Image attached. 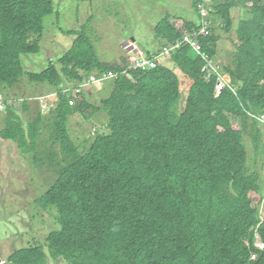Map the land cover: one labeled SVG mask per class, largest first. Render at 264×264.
Here are the masks:
<instances>
[{
  "label": "trees",
  "instance_id": "obj_1",
  "mask_svg": "<svg viewBox=\"0 0 264 264\" xmlns=\"http://www.w3.org/2000/svg\"><path fill=\"white\" fill-rule=\"evenodd\" d=\"M212 1L211 7L194 0L197 22L167 16L155 29L158 39L173 46L200 32L199 4L211 12L209 33L196 37L203 55L185 44L170 56L190 82L182 110L175 70L161 65L132 71L130 78L120 75L102 101L109 133L96 135L85 152L72 141L68 123L93 108L85 92L75 89L93 74H122L130 64L102 62L85 26L71 32L77 39L60 69L51 64L30 74L32 82L57 92L54 137L49 145L40 137L42 115L25 128L7 105L1 138L35 158L43 147L48 153L60 147L49 156L58 163L57 179L38 200L57 211L60 228L46 244L18 249L8 264H49V258L67 264H264V249L257 246L258 236L264 244V218L252 200L259 177L248 173L245 144L246 135L258 147L262 138L264 0ZM237 8L248 17L235 30ZM54 9L55 0H0V94L22 81L23 56L40 53L44 20ZM210 14L238 40L232 64L222 73L213 64L211 77L203 69L217 61L222 38ZM225 75L231 83L218 96ZM70 82L76 87L64 89Z\"/></svg>",
  "mask_w": 264,
  "mask_h": 264
},
{
  "label": "rangeland",
  "instance_id": "obj_2",
  "mask_svg": "<svg viewBox=\"0 0 264 264\" xmlns=\"http://www.w3.org/2000/svg\"><path fill=\"white\" fill-rule=\"evenodd\" d=\"M206 3L211 7L213 5L212 0H206ZM193 4L194 0H93L92 2L55 0L54 13L44 20L45 32L40 53L23 56L26 74L22 81L10 90L4 88L0 94L5 105L0 109V259L2 264H8V259L18 249L46 244L49 234L60 228L57 211L53 208L44 209L38 203L57 179L58 163H52L49 156H52V152H60V147L57 146L49 153L43 147L45 152L40 156L41 158H35V153L24 155L16 142L3 140L1 132L6 126L7 105L17 111L25 123V128L42 115L39 126L40 137L46 145H49L48 141H52L55 133L56 118L52 115V109L56 108L58 102L57 92L32 82L30 74L41 73L51 64L61 68L60 60L71 50L77 39L76 35H70L72 31L80 32L87 26L85 31L102 62L115 65L127 61L130 64L138 58L139 53L150 59L164 52L167 45L157 38L155 29L165 17H173L172 22H175V18L197 22L198 16ZM233 16L235 30L240 20L248 17L247 12L240 8L233 11ZM209 18L214 26L218 27V34L222 38L217 61L214 62L216 69L222 73L221 69L233 62L238 40L235 31L230 34L223 31L222 23L217 17L210 14ZM160 64L181 75L171 62L170 56L161 58ZM104 74H97L100 83L83 90L87 103L93 109L99 108L100 111L89 109L85 113L78 112L69 119L70 137L81 152L92 146L96 135L109 133V117L102 108V101L112 95L115 89L114 82L117 79H105ZM130 76L129 73L127 77ZM180 78L183 94L179 104L182 110L190 82L183 74ZM222 81L224 84L231 83L230 77L226 75ZM73 87H76V84L70 82L64 86V89ZM24 100H27L29 110L24 108ZM229 118L235 124L239 122L236 117L229 116ZM260 129L262 131L260 146L256 145L250 135H246L245 144L248 151V173L259 177L252 195L253 206L260 210L264 218V119L260 121ZM49 264L67 263L64 260L53 261L49 258Z\"/></svg>",
  "mask_w": 264,
  "mask_h": 264
},
{
  "label": "built area",
  "instance_id": "obj_3",
  "mask_svg": "<svg viewBox=\"0 0 264 264\" xmlns=\"http://www.w3.org/2000/svg\"><path fill=\"white\" fill-rule=\"evenodd\" d=\"M198 10L202 16V26L200 28L199 33H195L193 35L186 36L181 42H177L173 46H167L166 49L164 50V52L161 54V55L164 54L163 56L155 55V57L149 59V58L145 57V55L143 53H139L137 55L138 58L136 60L132 61L129 65L130 67L127 70H125L122 74L112 73V72L111 73H105L104 74L105 79L110 78V79L116 80L120 77V75H124L127 77V75L129 73H131L133 70H136V69L137 70L156 69L158 66L162 65V64H160L161 58L171 56V54L175 50L179 49L182 45H185V44L191 45L197 53L203 55L202 46L199 43V41L196 40V37L198 35H207L209 33L208 28L211 25V23L207 20V17L209 16V11L207 10V8L203 4L198 5ZM213 64L214 63L212 62L207 67H205L203 69V71L206 72L209 77H211V75H212L211 73H212L213 69H215ZM210 65H211V69H210ZM100 82H101V80L99 78V75H97V74L92 75L89 78V80L86 81V83H88V84H86V83L81 84L75 91L80 92V91L85 90L87 88H90L92 85L100 83ZM225 87H226V84H224V82L221 81L217 87V95H220L221 91H223L225 89ZM4 106H5L4 101H3V99H1V95H0V109H2ZM258 241H260V243ZM257 246L261 249H264V244L261 241V239L259 238V236H258V240H257ZM1 263H3V262H1Z\"/></svg>",
  "mask_w": 264,
  "mask_h": 264
},
{
  "label": "water",
  "instance_id": "obj_4",
  "mask_svg": "<svg viewBox=\"0 0 264 264\" xmlns=\"http://www.w3.org/2000/svg\"><path fill=\"white\" fill-rule=\"evenodd\" d=\"M133 41H135L134 39H133ZM222 92V91H221Z\"/></svg>",
  "mask_w": 264,
  "mask_h": 264
}]
</instances>
